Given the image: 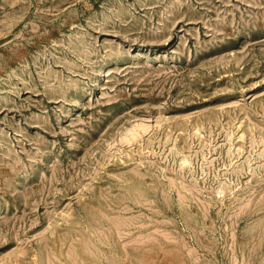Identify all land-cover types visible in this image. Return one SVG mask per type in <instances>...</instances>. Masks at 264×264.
<instances>
[{
    "label": "rangeland",
    "instance_id": "1",
    "mask_svg": "<svg viewBox=\"0 0 264 264\" xmlns=\"http://www.w3.org/2000/svg\"><path fill=\"white\" fill-rule=\"evenodd\" d=\"M0 264H264V0H0Z\"/></svg>",
    "mask_w": 264,
    "mask_h": 264
}]
</instances>
